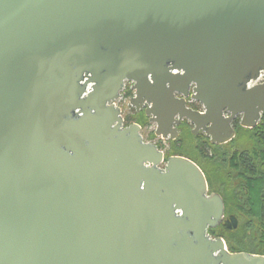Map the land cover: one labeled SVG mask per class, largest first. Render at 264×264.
<instances>
[{
    "label": "water",
    "instance_id": "1",
    "mask_svg": "<svg viewBox=\"0 0 264 264\" xmlns=\"http://www.w3.org/2000/svg\"><path fill=\"white\" fill-rule=\"evenodd\" d=\"M262 75L264 0H0V264H264L114 103L131 81L156 135L178 115L223 144L264 114ZM190 84L203 112L173 95Z\"/></svg>",
    "mask_w": 264,
    "mask_h": 264
},
{
    "label": "trees",
    "instance_id": "2",
    "mask_svg": "<svg viewBox=\"0 0 264 264\" xmlns=\"http://www.w3.org/2000/svg\"><path fill=\"white\" fill-rule=\"evenodd\" d=\"M226 146H234L231 157H210L206 150L198 158L185 152L202 168L209 191L219 193L224 203L223 221L208 233L221 237L231 252L264 255V117L254 128L237 125L236 136Z\"/></svg>",
    "mask_w": 264,
    "mask_h": 264
},
{
    "label": "flooded vegetation",
    "instance_id": "3",
    "mask_svg": "<svg viewBox=\"0 0 264 264\" xmlns=\"http://www.w3.org/2000/svg\"><path fill=\"white\" fill-rule=\"evenodd\" d=\"M171 73L179 74L178 71L176 70H172ZM261 82H264V76L262 77ZM133 85H134L133 82L125 81L124 86L122 90L120 91V97L116 100L117 102H121V105L128 106V108L131 110L130 115L123 114L122 107L117 105V102L115 101V105L120 108V113L122 116L121 127L125 128L131 124L139 125V133L142 137V141L144 143L154 145L156 149L161 152V160H160V163L158 164V167L164 168L168 158L174 157V156L185 157L195 162V160L191 159L189 156L185 154L186 152L185 149L187 146L185 140L187 139L189 135L202 138L201 139L202 146H199L202 151H204V149L206 148L214 154H215V151H217V152L224 153V154L228 153L231 157L233 152H228L229 150L226 149L227 147L226 145L230 141L223 143V144H213L210 142V137L206 136V134L202 131V129H199L197 134H193L192 130L194 129V125L186 117H182L179 123H176V120H178L179 117L178 115H174V122L172 123L173 127L176 128V134H175L176 136L174 138L171 137V133L169 132L170 129H167L169 133H167L165 137L162 135H156L155 134L156 123L151 120V116H152L151 114H146V109L148 108V106L151 105V102L148 103L147 101L144 100L142 101V103H140L136 95L137 90L136 88H133ZM166 86L169 87V84L167 83ZM193 86H194L193 84L188 85V87L185 88V91L183 92L178 91V90H173L172 91L173 95L175 98L179 99V101L183 99L184 100L183 102L187 108L203 112L204 108L202 104L192 97ZM132 97L137 99L135 101L136 105H132L130 103V99ZM240 117L241 115H237L231 122V126L235 129L236 134H237V125H240L239 124ZM263 117H264V114L261 115L258 122ZM150 124H153L154 127L150 130H145L147 126H150ZM201 150L200 152H202ZM221 150L223 152H221ZM197 165L199 164L197 163Z\"/></svg>",
    "mask_w": 264,
    "mask_h": 264
},
{
    "label": "rangeland",
    "instance_id": "4",
    "mask_svg": "<svg viewBox=\"0 0 264 264\" xmlns=\"http://www.w3.org/2000/svg\"><path fill=\"white\" fill-rule=\"evenodd\" d=\"M117 102V101H116ZM117 105H119V106H121L122 107V110H123V114H127V115H130V109L128 108V106L127 105H121V102H117ZM154 127V125L153 124H150V126H147L146 127V129L145 130H150V129H152ZM201 139L202 138H198V137H194V136H192V135H189L188 137H187V139L185 140L186 141V149H185V151H187L188 153H190V154H192V155H196L198 158H200V156L202 157V156H204L205 154H207V153H205V151L206 150H208V149H204V151H202L201 149H200V147L199 146H202V142H201ZM246 145H248V143L246 142V144L245 143H241L240 145H239V147L241 148V147H245ZM228 148V147H227ZM200 150L202 151V152H200ZM225 150V149H224ZM228 150V149H227ZM234 151V146H232V147H229V151L228 152H233ZM221 152H223L222 150H221ZM219 154H222V155H224V153H220V152H217V151H215V155H219ZM225 154H228V153H225ZM207 155H209L210 157H212L213 155H214V153H212L210 150H208V154ZM214 155V156H215ZM216 157V156H215ZM225 157H227V156H225Z\"/></svg>",
    "mask_w": 264,
    "mask_h": 264
}]
</instances>
